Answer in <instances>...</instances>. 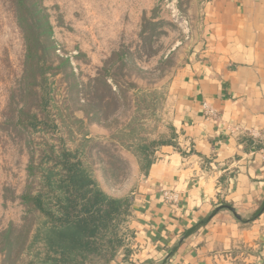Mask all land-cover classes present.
<instances>
[{
  "label": "rangeland",
  "instance_id": "rangeland-1",
  "mask_svg": "<svg viewBox=\"0 0 264 264\" xmlns=\"http://www.w3.org/2000/svg\"><path fill=\"white\" fill-rule=\"evenodd\" d=\"M28 5L25 26L38 52L29 68L16 0H0V264L29 259L32 218L21 198L36 186L28 168L40 160L45 136L33 133L26 121L41 114L43 89L52 115L84 121L81 133L88 131L92 141L86 161L101 188L120 197L141 173L136 157L123 147L132 139L126 133L135 128L136 139L146 144L170 141V87L202 43L200 0H28ZM79 128L73 124L77 137L68 142L71 148L79 143Z\"/></svg>",
  "mask_w": 264,
  "mask_h": 264
},
{
  "label": "crops",
  "instance_id": "crops-1",
  "mask_svg": "<svg viewBox=\"0 0 264 264\" xmlns=\"http://www.w3.org/2000/svg\"><path fill=\"white\" fill-rule=\"evenodd\" d=\"M200 1L202 43L170 87V144L114 196L132 208L128 250L110 264H264V161L251 137L264 132V0Z\"/></svg>",
  "mask_w": 264,
  "mask_h": 264
},
{
  "label": "trees",
  "instance_id": "trees-1",
  "mask_svg": "<svg viewBox=\"0 0 264 264\" xmlns=\"http://www.w3.org/2000/svg\"><path fill=\"white\" fill-rule=\"evenodd\" d=\"M16 6L26 35L29 68L38 54L25 26L29 15L24 11H30V7L28 0H16ZM37 66L39 78L43 77L40 80H45L46 72ZM42 93L41 114L32 113L26 121L33 133L45 139L39 145L40 160L31 161L28 168L36 186L28 188L21 198L32 218L25 247L29 259L23 264H110L120 250L126 249L125 225L131 214V198H114L101 188L86 161L92 141L88 131L81 133L84 121L62 112L52 115L50 95L45 89ZM73 124L80 126L81 134L75 148L68 144L77 137ZM136 132L133 128L126 133L132 139L123 147L136 157L141 173L146 174L156 149L170 142L146 144L136 139Z\"/></svg>",
  "mask_w": 264,
  "mask_h": 264
},
{
  "label": "built area",
  "instance_id": "built-area-1",
  "mask_svg": "<svg viewBox=\"0 0 264 264\" xmlns=\"http://www.w3.org/2000/svg\"><path fill=\"white\" fill-rule=\"evenodd\" d=\"M205 110L207 114L210 115L211 117L215 116L214 111L209 106L205 105ZM251 137L255 140V145L258 147L256 153L259 154L264 161V132L262 134L258 132H251ZM164 195L171 201H175V202L177 201L174 195L171 196L169 193H165ZM127 242H129L128 238H127Z\"/></svg>",
  "mask_w": 264,
  "mask_h": 264
},
{
  "label": "water",
  "instance_id": "water-1",
  "mask_svg": "<svg viewBox=\"0 0 264 264\" xmlns=\"http://www.w3.org/2000/svg\"><path fill=\"white\" fill-rule=\"evenodd\" d=\"M227 209V210H229V211H231V212H233V213H235V211L231 208V207H222V209Z\"/></svg>",
  "mask_w": 264,
  "mask_h": 264
}]
</instances>
